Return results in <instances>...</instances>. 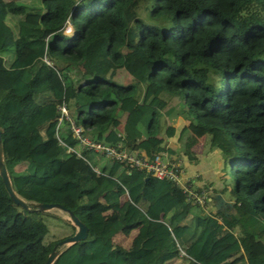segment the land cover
<instances>
[{
	"label": "trees",
	"instance_id": "obj_1",
	"mask_svg": "<svg viewBox=\"0 0 264 264\" xmlns=\"http://www.w3.org/2000/svg\"><path fill=\"white\" fill-rule=\"evenodd\" d=\"M139 2L151 21L137 15ZM40 7L0 0V52L14 49L7 65L0 53L2 160L13 191L32 208L15 203L0 178V264H42L56 244L43 242L50 213L37 202L60 203L87 227L51 264H264V0H41ZM15 14H22L16 32L7 22ZM118 67L134 82L106 78ZM73 69L89 78L73 77ZM163 90L182 94L189 121L230 159L231 204L205 212L172 181L117 160L95 172L67 122L57 125L64 103L94 140L192 159L195 137L182 122L165 126V142L157 137L161 111L174 109ZM219 183L213 190L222 193ZM132 225L129 247L112 242Z\"/></svg>",
	"mask_w": 264,
	"mask_h": 264
},
{
	"label": "rangeland",
	"instance_id": "obj_2",
	"mask_svg": "<svg viewBox=\"0 0 264 264\" xmlns=\"http://www.w3.org/2000/svg\"><path fill=\"white\" fill-rule=\"evenodd\" d=\"M31 4H33V9L32 10H42L41 6V0H30ZM136 12L137 15L140 16L141 18H143L144 20L147 21H151L150 18L147 15V4L145 2H139L136 6ZM8 20V19H7ZM153 22L159 24V25H166L168 24V22L166 21H162V20H154ZM11 26V25H10ZM70 27L68 22L65 23L64 27H63V33L66 32L67 28ZM11 28L14 30V26H11ZM13 47H8L4 50H2L0 53L1 55H3L4 59L3 62L7 63L9 61V56L11 57L12 55H14V51H13ZM13 57V56H12ZM70 74L73 77H77L78 79H81L82 82H85V80H87L89 77H84L81 78V76H79L80 71L79 70H71ZM106 78L114 81V82H118L120 84H125V83H133L134 81L131 79V76L122 68V67H118L114 70L113 74L109 77L108 75H106ZM138 94H140V91L142 92L143 89V83H139L136 87ZM161 98L165 99L166 102V106H174V109L170 112V114H165L164 110L161 111V115L159 117V127H158V132H157V137H159L161 139V143L164 142V128L166 125L168 124H177V120L180 119V117L178 115H181L183 118H186L187 120H189L190 118H193V112L191 110V108L184 102L183 98H182V94H169L167 91L163 90L160 95ZM118 110V109H117ZM178 112H180V114H178ZM117 114L119 115V119L121 120L124 117V112L123 111H117ZM191 122V121H190ZM189 123V122H188ZM193 126H195V134L199 137V141L196 142L194 141L191 145H190V149L195 148L196 150H200V151H209V149H214V146L210 144L209 142V134L207 132H203V130L196 124H194V122H191ZM190 124V123H189ZM59 129L61 131H63L66 127L65 125H59ZM91 133V132H89ZM80 145L76 146V149H79ZM86 157L88 158V160L90 161V163L97 165L98 167L101 165V163L103 164V161H105V158H103L102 156L91 152V151H87L86 152ZM20 168L23 167V164H19L18 165ZM221 177L223 182L226 185V188L223 190L222 194L223 197L226 200H230L232 199V197L230 196V192H229V188L232 186V184L234 183V179H233V174L230 170V159L226 158L224 160V164L223 167L221 169ZM83 197L80 196L79 200H82ZM121 200L124 199V196H121L120 198ZM50 215H48L46 217V224H47V231L43 236V242L47 243L53 240H57L60 239L66 235L71 234L74 231V228H72L70 225H72V223L70 222L68 215L66 212L58 209V208H51L49 210ZM189 218V216L187 218L184 219V221H186ZM74 226V225H73ZM135 228L136 225H132L129 227H124L119 229L115 234H113L112 236V240L114 244H117L120 241V244H122L123 248H127L129 247V245L132 243L134 235H135ZM176 260L172 259V260H167L164 261L162 264H175Z\"/></svg>",
	"mask_w": 264,
	"mask_h": 264
},
{
	"label": "built area",
	"instance_id": "obj_3",
	"mask_svg": "<svg viewBox=\"0 0 264 264\" xmlns=\"http://www.w3.org/2000/svg\"><path fill=\"white\" fill-rule=\"evenodd\" d=\"M57 109V125L60 121L65 120L71 136L76 139L80 146L103 158L119 161L127 171L133 168L142 169L156 178L168 179L181 189L186 200L207 209V201L213 193L212 184L202 181L203 178L197 174L187 173L180 157L168 154L164 150H159L149 155L140 148H128L122 142L113 144L94 140L85 132L82 124L76 123L74 118L69 115L64 103H59ZM117 134L121 137L123 135L120 129ZM60 142L63 144L62 141ZM66 151H74L79 154L72 146H67ZM92 169L95 172H99V168L96 165H92Z\"/></svg>",
	"mask_w": 264,
	"mask_h": 264
},
{
	"label": "water",
	"instance_id": "obj_4",
	"mask_svg": "<svg viewBox=\"0 0 264 264\" xmlns=\"http://www.w3.org/2000/svg\"><path fill=\"white\" fill-rule=\"evenodd\" d=\"M0 178L2 180V183L4 185V188L6 192L8 193L9 197L15 202L20 205H22L25 209H32L29 207L28 203L18 196L12 189L10 180L5 168V165L2 160V147H1V142H0ZM214 198V207L216 210L221 209L224 207L226 204H231L230 202H227L224 200V198L221 196L220 193H215L213 195ZM35 209H41V210H49L51 208H58L64 212L67 213L68 218L72 225H74V231L66 235L60 239H57L56 244L54 247L49 251L47 254L46 258L42 262V264H51L53 261L54 257L61 251L63 250L66 246L71 244L74 241L80 240L84 238L87 234V227L86 225L79 220V218L73 214L69 209L65 208L63 205L57 202H37L35 203Z\"/></svg>",
	"mask_w": 264,
	"mask_h": 264
},
{
	"label": "crops",
	"instance_id": "obj_5",
	"mask_svg": "<svg viewBox=\"0 0 264 264\" xmlns=\"http://www.w3.org/2000/svg\"><path fill=\"white\" fill-rule=\"evenodd\" d=\"M21 17H22V14H15L14 16L10 17L7 20V22L11 26L15 27L14 30L12 29L14 32H16L15 23ZM68 24L70 27H72L69 22H68ZM12 56H14V55H12ZM12 56L11 57L9 56V61L7 63H4L5 65H7L11 61V59L13 58ZM2 58L4 59L3 55H2ZM178 116L180 117V119L177 120L176 123L182 122L184 125H186L188 130L195 137V142H196V140L198 142L199 137L195 134V126L193 127V125H191L192 123L189 120H187L186 118H183L181 115H178ZM174 125L176 126V124H174ZM168 143H169L168 145L171 147L175 146V143L171 140H169ZM191 150L193 152L194 158L191 159L185 155H183V157H181L183 159V166L185 168V171L189 174H197L199 177L203 178L202 181H211L212 185L219 186L220 185L219 178L221 177V169H222L223 164H224V159L221 156L220 152L215 147H214V149H212V148L209 149L208 152H207V150L206 151L205 150L204 151L196 150L195 148H192V147H191ZM220 194L223 197V194L221 192H220ZM136 228H135V232H136ZM112 242H113V240H112ZM117 244L122 246V244H120V241Z\"/></svg>",
	"mask_w": 264,
	"mask_h": 264
},
{
	"label": "clouds",
	"instance_id": "obj_6",
	"mask_svg": "<svg viewBox=\"0 0 264 264\" xmlns=\"http://www.w3.org/2000/svg\"><path fill=\"white\" fill-rule=\"evenodd\" d=\"M73 32H74V29L72 28V27H68L67 28V30H66V32H65V35H72L73 34ZM118 129H120V128H118ZM165 138H164V142H165ZM169 142V139H167V143H166V146H169L168 143ZM169 147H171V146H169ZM175 146H173V147H171V148H174ZM141 149V148H140ZM144 151V150H143ZM159 151V150H158ZM165 151V150H164ZM157 152V151H156ZM167 152V151H166ZM155 153V152H154ZM168 153V152H167ZM168 154H174V155H176L175 153H168ZM177 156V155H176ZM177 157H179V156H177ZM180 158H181V156H180ZM106 159V158H105ZM181 160H182V164H183V159L181 158ZM94 165V164H93ZM97 166V165H96ZM98 167V166H97ZM184 167V166H183ZM99 168V167H98ZM168 180V179H167ZM208 183H211V182H209V181H207ZM212 184V183H211ZM212 189H213V185H212ZM215 193H220V192H215L214 190H213V193L211 194V197H210V199L207 201L208 203V206H207V209H204L202 206H200V205H198V204H195V205H198V206H200V207H202V210L203 211H205V212H208V211H210V205H212V207L214 208V210H216L215 209V207H214V204H213V202H214V198H213V195L215 194ZM222 196V195H221ZM225 201H227V202H230V203H232V199H230V200H226V199H224ZM192 204H194V203H192ZM223 208V207H222Z\"/></svg>",
	"mask_w": 264,
	"mask_h": 264
}]
</instances>
